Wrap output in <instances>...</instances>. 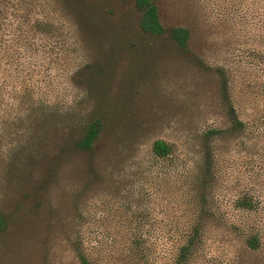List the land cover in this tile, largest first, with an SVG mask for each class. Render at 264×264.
<instances>
[{
	"label": "rangeland",
	"instance_id": "1",
	"mask_svg": "<svg viewBox=\"0 0 264 264\" xmlns=\"http://www.w3.org/2000/svg\"><path fill=\"white\" fill-rule=\"evenodd\" d=\"M134 1L0 0V37L17 62L39 65L56 92L74 95L69 72L109 62L112 26L86 15L133 24ZM151 2L165 25L190 28L193 44L187 54L162 44L155 58L126 53L115 64L112 95L126 97L122 127L140 131L136 153L155 174L126 167L117 186L93 188L83 201L86 253L92 264H173L194 211L189 186L205 150L202 134L228 128L219 67L246 131L214 144L213 175L201 194L212 216L186 264H264V0ZM157 139L173 145L171 157L152 156ZM61 181L77 182L68 173ZM250 236L260 241L257 251L246 246ZM50 244L40 264H78L63 239ZM32 249L25 237L4 248L0 264L34 261Z\"/></svg>",
	"mask_w": 264,
	"mask_h": 264
},
{
	"label": "trees",
	"instance_id": "2",
	"mask_svg": "<svg viewBox=\"0 0 264 264\" xmlns=\"http://www.w3.org/2000/svg\"><path fill=\"white\" fill-rule=\"evenodd\" d=\"M134 6L139 18L133 24L86 15L88 21L99 22L97 26H112V42L108 63L86 62L69 72V82L77 91L74 95L56 92L39 65L17 62L0 37V259L5 247L28 237L35 260L25 264H40L51 253L49 243L61 238L78 264H92L81 224L86 217L84 199L94 187L117 186L126 167L140 177L155 174L136 153L141 146L140 131L122 127L126 97H113L110 77L126 53L148 60L157 56L162 44L189 53L193 33L186 26L165 25L151 0H135ZM215 71L222 79L228 128H210L202 134L205 150L189 186L194 211L173 264H186L212 216L201 194L213 175L214 144L227 132L242 135L246 131V123L229 98L225 69ZM151 154L157 159L169 158L173 145L157 139ZM66 173L77 182L63 183ZM246 246L257 251L258 237L247 238Z\"/></svg>",
	"mask_w": 264,
	"mask_h": 264
}]
</instances>
